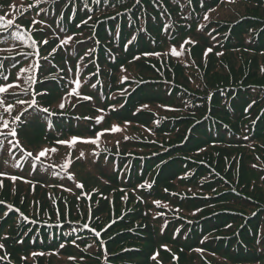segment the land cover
I'll return each instance as SVG.
<instances>
[{"label":"trees","instance_id":"obj_1","mask_svg":"<svg viewBox=\"0 0 264 264\" xmlns=\"http://www.w3.org/2000/svg\"><path fill=\"white\" fill-rule=\"evenodd\" d=\"M151 1L157 3V6ZM216 1L219 0H149L143 2L144 9L140 7L132 10L134 5L130 4L133 0H37L24 11L16 9L8 3L9 0H0V17H3L0 20V78L7 88L6 93H0V109H7L8 104L12 105L11 109L0 113V130L6 128L5 122L10 127L18 125L17 135L12 136L11 141L6 138L3 148L0 149V173H4L0 175V201L3 202L0 203V237L7 225L15 224L16 227L23 229L19 239L10 244L11 261L23 264L22 257L37 254L40 256L37 264H80L82 259L90 257L99 248L98 261L95 264H161V261L168 260L165 253L153 252L154 246L143 249L135 245L145 244L150 234L156 239L163 232L165 236L167 233L174 234L173 240L177 243L174 242V247L171 244L168 245L179 254L178 262L168 261L167 264H260L264 261V258L260 256L264 250V212L256 209L255 198L248 196L247 193L233 194L230 190H222L217 195L211 194L222 187L216 186L218 182L215 178L209 177L205 172V164L223 174L228 169L226 166L229 165L231 168H241L242 177H246L245 183L250 181L249 178L258 181L259 177L253 174L256 171L250 167L252 162L258 161L253 156L249 159V156L244 153H241L243 156L241 157L239 150L247 149L253 136L264 131V92L259 91L255 83L256 79H261L259 75L249 77L237 90L224 91L223 95L215 92L216 86L208 88L202 98H196L192 91V84L197 82V77L200 80H221V83L226 84L225 65L221 60L224 51L215 48L213 43L210 44L217 26L213 25V22H216L212 18L214 7L211 10L208 9L216 4ZM136 4L141 5L138 0ZM36 7H38L36 11H32ZM259 8L264 10V5ZM38 10H41L46 21L39 19ZM250 12L256 13L254 9ZM210 14V19L214 21H205V16L209 17ZM8 21L12 22L11 25ZM44 26L48 30L43 29ZM30 27H38L39 30L44 31L48 42L45 44L43 43L45 39L42 40L33 32L31 34ZM203 27H205L204 30H202ZM258 30H255L251 38L253 45L250 46L256 52L264 53V37L261 36L262 32L258 34ZM175 34L189 38L196 37L201 41L200 45L197 40L186 43L189 46L186 50L188 53L197 51L200 54L203 51L202 56H196L197 65L194 60L193 66L191 63H186L185 55L177 59L178 55L173 54V49L169 45H164L175 40ZM54 36L58 39H53ZM191 39L194 40V38ZM54 40L59 41L55 51H59V47L64 49L76 63L83 50H91L87 55L82 56L78 64L82 66L83 74L80 75L81 82L77 85L75 93L82 95L79 92L84 90V88L79 90L81 85L91 89L90 93L93 96L90 98L101 96L104 90L105 99L101 100L103 107L111 101L107 97L109 87L106 82L108 73L116 72L113 63L138 62L142 57L150 56L155 50L160 51L156 55L157 58L154 57L153 60L158 67L154 69L155 72H164L167 63L176 72L181 73L183 76L169 75V78L187 92L185 95L187 104L197 103L201 106L195 114L171 117L158 123L155 129L160 131L156 134L161 138L156 144L166 147V155L163 156L160 151H157L154 152L157 155L149 157L145 164L141 162L143 168L145 166L153 168L155 162H158V169L153 171L155 185L151 188L149 186L146 193L153 202L151 206L165 204L164 212H171L167 220L156 215L154 218L158 225L156 231L151 229L153 225L150 217L144 220L151 225L141 227L146 231L133 227L125 228L140 221L146 214L143 211L139 210L138 213H131L127 217V212L110 217L114 207H109L107 200L96 199L95 193L92 201L86 202L81 199L80 192L76 190L75 183L79 182L87 187L86 183L89 182V178L83 180L79 174L81 169L78 166L82 162L75 148L79 145L59 147L57 141L65 137L83 139L95 137L102 129L105 130L111 126L103 119H100L98 123L96 117L94 124L99 126H96L94 130L75 126V116L83 119L85 112L83 111L82 115V109H77L74 104L65 107L72 112L71 115L63 118L53 117L60 114L57 110L60 104L52 107L55 103L49 92L54 90L53 94H62V96L65 92V89H57L54 86L55 82L48 78L59 72L55 61L47 60L55 54L52 53ZM252 63H256V60L254 59ZM86 68L89 73H84ZM46 72L50 73L43 78ZM195 73L198 74L197 77ZM90 77L91 79H88ZM8 85L12 87H7ZM151 86L153 85L140 87L135 96L140 101L146 95L151 97L161 95L174 102L184 99L171 89ZM234 86L237 87V85ZM211 89L213 94H210ZM235 92L236 95L233 96ZM11 95L18 97L10 101L8 97ZM17 100L31 101L32 106L29 107L28 103L23 106L17 103ZM95 108L97 109L96 105ZM184 108L183 106L172 107V111L184 110ZM25 109L27 111H24ZM42 109H48V112ZM109 112L119 123L128 121L129 114L126 111H118L112 106ZM8 113H11L9 123L5 120ZM21 113L23 115L17 121L15 117ZM106 119L111 121L109 116H106ZM178 120H181L180 125H186L187 128L180 133L177 142L170 143V135L164 133L167 129L173 130L174 123ZM189 129L188 137L185 139ZM22 130L24 136L21 135ZM0 133L6 132L0 131ZM255 138L263 141L264 132ZM0 139L4 137L0 136ZM140 144L143 147L138 150L141 152L148 150V146H145L148 142H140ZM119 147V144L104 145L102 141H98L96 144H84L79 149L82 148L89 159L94 155H100L101 165L113 169L120 175L121 171L118 167L120 161L115 160L114 157L125 159L126 156L115 153ZM49 149H56V151H47ZM42 150L45 151V155L36 159ZM203 150H213L215 153L207 157H193L194 154ZM92 151H95L93 155ZM230 152H232L231 155H229ZM29 153H32V156H29ZM244 161H249L248 168L252 173L245 171ZM76 167L78 169L74 170ZM191 167L193 170H190V173H197L188 180V175L184 176V172L185 168ZM133 174L136 175L135 168ZM119 183L114 179L111 184L117 188ZM173 184L180 190L166 189V186ZM28 185H34L37 189L33 197L27 199L42 198L41 205L47 204V201L50 203L48 208H42L33 202L31 218L23 215L20 209L14 211L6 205L7 201L20 197L22 192L17 190L21 186ZM262 186L261 183L257 185L259 189ZM105 189L107 192L110 188ZM46 190L49 191L46 193ZM207 192L211 194L209 197H205L208 195L205 194ZM165 195L176 196V202L163 201ZM178 199H182V202ZM196 202H199L200 207ZM230 202H232L231 207L235 206L241 211L228 208ZM121 204L116 201L115 210L119 209ZM38 207H41L40 211ZM21 208L26 209V207ZM49 208L56 214H47ZM246 209L250 210V213L257 211L252 216L249 214L243 218ZM173 211H177L176 215H173ZM177 216L184 220L179 223ZM110 219L114 224L104 237V242L87 231L79 236L78 241L66 239L72 232L80 230L73 221L80 220L88 223L97 220L102 223ZM15 220L18 221L15 222ZM25 221L31 224H26ZM65 221L66 223L70 221L68 225L71 227ZM127 223L129 225H125ZM119 224L122 225L118 227ZM39 225L57 227L46 228V230ZM189 225L192 227L190 228ZM122 227L124 229H121ZM102 230H97L96 233ZM217 237L223 241L217 246L218 250L215 253L207 251L215 245L216 241H219ZM229 238L232 239L228 241ZM83 239L86 241L80 244ZM105 242H107V248L127 246L115 252L109 249V254L103 248ZM154 254L156 258L150 259V256ZM60 260H63V263H60ZM134 260L142 261L134 262Z\"/></svg>","mask_w":264,"mask_h":264},{"label":"rangeland","instance_id":"obj_2","mask_svg":"<svg viewBox=\"0 0 264 264\" xmlns=\"http://www.w3.org/2000/svg\"><path fill=\"white\" fill-rule=\"evenodd\" d=\"M36 1L37 0H9L8 3H11V5L16 7V9H21L26 11V9L31 7ZM138 1H140L141 3L140 6L136 4L137 0H133V2L130 4V5H134L132 7V10L135 8L138 9L140 7L144 9L145 4L143 2L149 0H138ZM255 1H260L259 3H255L253 1L254 4H259L258 6H255L252 2H249L248 0H219L218 2L216 1L217 2L216 4L210 6V8L208 9L211 10L214 7V15L212 16V18L216 20V22L213 19H210L211 14L209 15L208 19H205V21L209 22L210 20H213L214 21L213 25L217 26L216 30L213 33V38L212 40H210V44L213 43L215 48H219V50L222 52L224 51L221 60L225 65V74L227 78L225 84V83H221V80H217V81L200 80L197 77L198 74L195 73V77H197L196 78L197 82L193 83L191 88L196 98H202V95L206 94L205 93L206 90L214 86H216L215 92L220 93L221 95H223L224 91H229L232 89L237 90L238 87L242 85L244 82H246L249 77H255L257 75L261 77V79L258 78L255 81L256 85H258L257 89L259 91L264 92V71H262V69H264V53H262V51L256 52L250 46L253 45L252 42L253 40H251V38L253 37L255 30H258V28H259L258 34L262 32L261 36L264 37V10L259 8V6L264 5L263 4L264 0H255ZM151 2L152 4L157 6V3H155L154 1ZM37 8L38 7L34 8L32 11L35 12ZM251 9H254L256 13L250 12ZM38 17L40 20L46 21L44 16H42L41 10H38ZM234 27H237L239 29H235ZM43 29L48 30V28L45 26L43 27ZM204 29L205 27L202 28V30ZM29 31L31 34L32 32L37 34V36L40 37L42 40L46 39L47 37L46 33H44V31L42 30H39L38 27H33V28L30 27ZM55 38L58 39L57 36L53 37V39ZM191 38H194V40H192ZM191 38L187 36H181L179 34H175V40H173L172 42H167L164 45H169L174 50L175 54L178 55L177 59L179 58V56L185 55L186 63L189 64L191 63L193 66L192 61L194 60V62L196 63L198 59L196 56H202L203 51H201L200 54L197 51H190L189 53L186 51L187 48L189 47L188 45H186L188 41L195 42V40H197L198 44L199 45L201 44V41L198 40V38L197 39L196 37H191ZM70 39L73 40L75 38H70ZM58 42H59L58 40H54V45H53L54 49L52 50L54 52L52 53L55 54H53L51 59H47V60L50 62L55 61L54 63L59 69V72L56 75L50 76L48 78L51 81L55 82L54 86H56L57 89H65V92L63 93L64 94L63 96L62 94L60 95L53 94L54 90L49 92L50 95H52L53 102L55 103L52 105V107L54 106L56 107L57 104L64 105L63 108L59 107L60 105H58L57 110L58 112H60V114L53 117L63 118L68 115H71L72 112L68 111V109L65 107L66 105L74 104L77 109H82L81 114L83 115L84 114L83 111H84L85 115L83 116L85 118L86 117L88 118V119L85 118L82 119L80 116H75V122H76L75 126L86 128L89 130H94L96 126H99L98 124L95 125L94 121H96V118L97 119L102 118L103 121H107V124L110 125L111 128H107L105 130L102 129V131L100 132L102 133V135H100L98 141H102V144L104 145L113 144L114 146H117L119 144L120 147L115 153H120L121 156H126L125 159L114 157L115 160L120 161L118 167L121 173L119 175L118 173H115L113 169L111 170L110 168L101 165L100 155L97 156L94 155L89 159L88 155L84 154L83 149L82 148L79 149V147L87 143H84L81 140H78L74 145L59 143V147L70 146V145L74 147L76 145H79L78 147L75 148H77L80 157H81V153L84 154L83 157H81L82 163L78 166L81 169L79 174L83 177V180L89 178V182L86 183L88 185L87 187L82 183L79 182L75 183L76 190L80 192L81 199L85 200L86 202L92 201V198L95 197L94 196L95 193L97 195L96 199L107 200L109 203V207L110 206L114 207V210L111 211L110 217H115L116 215H120L123 212L128 213L126 215L127 217L131 213H138L139 210L143 211L146 214H144L143 218L140 221L132 224L133 226H125V228L130 229V227H133L137 230L146 231L145 229H141V227H147L151 225L144 220L147 217H150V219H152L151 221L153 225L151 229L156 231L158 227L157 222L154 220L156 215L162 216L163 219L167 220L170 217L169 215H171V212L169 213L164 212L163 205L165 204H162L160 206L159 205L151 206L153 202L149 198V195L146 193V191L149 190L148 189L149 186L151 188L155 185L153 183V181H155L154 180L155 176L153 175V171L155 172V170L158 169L157 166L158 162H155L153 168L152 166L150 167L145 166L143 168L141 167V162H144L145 164V161L149 159V157H151L152 155H157L154 153L157 151H160V153H162L163 156L166 155L165 153L166 147H164V145L162 144H156L158 143L159 138H161L159 135L156 134V132L157 133L160 132L155 129L158 123H161L163 120L169 119L171 117L186 116V115H190L189 113L195 114V112H198L200 110L201 106L198 105L197 103L187 104L186 102L187 100L185 98L187 92L182 88H180L175 83L174 80H171L169 78L170 77L169 75L183 76L181 75V73L176 72V70L170 67L167 63L165 64V66L166 65L167 66L165 67L164 72H159V73L155 72L154 69L158 67L155 65L153 60L157 58L156 55L160 53V51L156 52V50L153 51L150 54V56L142 57L141 61L138 62L131 61V62H122L119 64L113 63L114 67H116V72L108 73L107 82H106V84L109 87V93H108L109 95L107 97L111 101L107 103L104 107L102 105L103 103L101 102L102 99H105L104 90H102L101 96L97 98H90L85 100L84 97L86 96L91 97L93 95L90 93L91 89H87L85 85H81V87L79 88V90L84 88V90L79 91L82 95L75 93L77 85L81 82L80 75L83 74V72H81L83 68L78 64L80 63L82 56L85 54L87 55L91 50H83L81 52V55L78 57V62L76 63L75 59L72 58L68 54V52H66L64 49L59 47L58 48L59 51H55ZM61 51H65V52H61ZM203 58L201 60L202 62H203ZM224 59H226L227 62ZM254 59L256 60V63H252ZM61 60H64V62H60ZM180 68L184 70L182 66H180ZM84 70H85L84 73H89L88 68ZM48 73L50 72L44 73L43 78H45V75H47ZM52 77H56V78L53 79ZM88 79H91V77ZM71 83H73V85H71ZM66 85L67 87H65ZM145 85H153L151 87L156 86L157 88L161 87L162 89H171L172 91L179 93V95H181L182 98L184 99L174 102L172 99L162 97L161 95H154L152 97L146 95L142 98L143 100L140 101V99L135 95L138 93V89H140V87H143ZM234 85H237V87H235ZM0 86H4L2 83V78H0ZM210 91H211L210 94H213V90L211 89ZM235 95L236 92L233 94V96ZM17 97L18 96L16 95H11L10 97H8V100L10 101L16 100ZM116 98L122 100H117ZM95 105L97 106V109L95 108ZM23 106H25V104H23ZM112 106L114 109L118 111L121 112L126 111L129 114L128 121L126 123H119L118 121H115L116 119L114 120L113 116L109 114L110 113L109 109ZM179 106L185 107L184 110L177 111L175 109L176 111H172V107L177 108ZM3 110L4 112L7 111L6 108H2L0 109V113ZM106 110L109 113L106 112ZM10 116L11 113H8L7 118L5 119L8 123L10 121L9 120ZM106 116H109L111 121L107 120ZM252 122H255V120H252ZM180 123L181 120H178L176 123H174L173 130L167 129V132L164 133L170 135L171 137L170 143L177 142L180 133L185 131V129L187 128L186 125H180ZM113 126H116L118 128V131H112L111 129H113ZM10 130H15L17 132L18 125L11 127L7 125L6 128L1 129L0 131H4L8 133ZM189 131L190 129L188 130L185 139L188 137ZM243 132L245 133V129L243 130ZM263 132L264 131L259 132L258 134H263ZM258 134L253 136V138L251 139L252 141L250 142L249 147L247 149L239 150L240 154L244 153V155L249 156V159L251 158V156H253L258 161V162H252L250 164L251 169L256 171V173L253 174L259 177L258 181H254L251 178H249L250 181L245 183L246 177L244 176L242 177L241 168L240 169L231 168L229 165L226 166L228 169L226 170L225 174H223L218 172L215 168H211L210 166L205 164L206 166L205 172L208 173L207 175L209 177L215 178V180L218 182L216 186L222 187L219 189L217 188L211 194L217 195V193L222 190H230L232 191L233 194L247 193L248 196H252L253 198H255L256 209H258V211L260 212H264V140L263 141L256 140L255 137ZM21 135L24 136L23 130L21 131ZM71 138L72 137H65L61 141H70ZM95 138L96 136L87 137L84 139H95ZM7 139L11 141L12 136L11 135L7 136ZM140 142H144V143L148 142V144L145 145L148 146L147 151L141 152L140 150H138V148L143 147V145H141ZM35 147L37 146L35 145ZM93 152L95 151L91 152L92 155ZM214 153L215 151L213 150H206V151L203 150L197 154H194L193 157L195 158L207 157L208 155ZM231 154L232 152L229 153V155ZM241 157H243L242 154ZM159 159L163 160V158H159ZM245 161L243 165L245 171L247 173H252V171L248 168L249 161L248 162ZM78 167H76L74 170H77ZM133 167L136 170V175L133 174V169H134ZM185 170L186 171L184 172L185 174L184 176L188 175L187 178L188 180H190L193 176H195V173H197V172L192 174L190 173V170H193V167L185 168ZM114 179L120 182L117 188L113 187L111 184ZM74 181H78V180L74 179ZM258 183H261L263 185L261 189L257 187ZM105 188H110V189L107 192H105L106 191ZM159 188L161 187L159 186ZM174 188H176V185L174 184L166 186V189H174ZM36 189L37 188L34 185H28L24 187L21 186L18 190L16 189L17 192H22L20 193L21 194L20 197H16L15 200L13 201H7L6 205L10 208H13L14 211L16 210L18 211V209H20L23 215L31 218L30 212H32L33 210L31 208L33 202H35V204H39L42 208H48L50 204L47 201V204L44 203L41 205L42 198L27 199L28 197H33ZM179 190L180 188L177 187L176 191ZM48 191L49 190H46V193ZM205 194H208L205 197H209L211 195L209 192ZM175 199H177L176 196L171 197L170 195H165L163 201L173 203L176 202ZM37 200H40V202L37 203L36 202ZM178 200L179 202H182V199H178ZM116 201L122 203L119 209L117 210H115ZM196 204L198 207H200L199 202H196ZM148 205L150 206L147 207ZM185 205H187V203ZM231 205L232 202H230L228 208L233 209L235 211H241L239 208H236L235 206L231 207ZM21 207H26V209L24 210ZM41 207H38L39 211ZM256 211L250 213V210L246 209L244 216L242 217L243 218L247 217L249 214L250 216H252ZM51 213L56 214L54 211L51 210V208H49V210H47V214L51 215ZM172 213L173 215H176L175 213H177V211H173ZM4 214H6V212ZM11 214H13V212ZM73 218H75V216ZM182 220L184 219L178 217L179 223H181ZM17 221L18 220H15V222ZM66 222L67 221H65V223ZM73 222L75 226L80 227V230L76 232H72L70 237L66 238L67 241H74V240L78 241L80 240L79 236L85 234L87 231L93 233V235L96 238H98V240H102L104 242V237L106 236L107 233L110 232L114 224V222H111V219L107 221H103L102 223H99L97 220H92L88 223L82 222L80 220H76ZM25 223L31 224V222L29 221H25ZM68 223H70V221H68ZM68 223L66 224L68 225ZM85 225H87V227H85ZM121 225L122 224H119L118 227ZM125 225H129V224L127 223ZM68 226L71 227L70 225ZM189 226L190 228L192 227L191 225ZM39 227L42 229H46V228H56L57 226L50 227L45 225H39ZM12 229H14V231ZM101 229L103 230L99 232V236L95 235L96 231ZM121 229L124 228L122 227ZM22 232L23 229L16 227L15 224L7 225L6 229L3 230V233L0 237V245H2V247H0V264H18L16 262L11 261L12 257L9 254L10 253L9 247L11 243L19 239V237L22 235ZM165 235L166 234H164L163 232L162 234H160L158 238L155 239L152 237V234H150L149 239L145 244H139L135 246L141 247L143 249H148L149 247L154 246L155 250H153V252L165 253L166 256L168 257V260L161 261L160 262L161 264H167L168 261L178 262L179 254L176 252V250H173V248H171V246L168 245L171 244L174 247L173 244L174 242H176L175 240H173L174 234L167 233V236ZM219 238L220 237H217L219 241H216L215 245L212 246L211 249L207 251L211 253H215L216 250H218L217 246H219L223 242ZM232 238H229L228 241L231 240ZM82 241L83 242H80V244L84 243L86 239H83ZM159 241H163V242H159ZM106 243L107 242H105L103 248L105 251H107V253L110 252L109 249L115 252L121 249L122 247L127 246L126 245V246L107 248ZM157 243L159 244L157 245ZM97 249L98 250H95V252H93L90 257L82 259L80 261V264H95L98 261L99 248ZM260 256L264 258V250H262ZM39 259H40L39 255L32 254L26 257H22L21 261L23 262V264H37V260ZM150 259H153V256H150ZM140 261L142 260H134V262H140ZM60 263H63V260H60ZM260 264H264V261H261Z\"/></svg>","mask_w":264,"mask_h":264},{"label":"snow or ice","instance_id":"obj_3","mask_svg":"<svg viewBox=\"0 0 264 264\" xmlns=\"http://www.w3.org/2000/svg\"><path fill=\"white\" fill-rule=\"evenodd\" d=\"M3 19V17H0V20H2ZM205 19H208V17H207V15L205 16ZM8 23H9V25H11V21H8ZM16 38H18V37H16ZM48 41L45 39L44 41H43V43H47ZM173 54H175V52H174V50H173ZM45 59H47V57H45ZM262 71H264V69H262ZM53 79H54V77H52ZM5 79H7V77H5ZM7 87H12V85H8ZM17 87H18V85H17ZM6 91H7V88L5 87V86H0V93H6ZM84 99L85 100H87V99H90V97H84ZM17 103H19V104H25V103H28L29 104V107H31L32 106V102L31 101H25V100H17ZM59 107H61V108H63L64 107V105L63 104H61ZM146 107V106H145ZM12 108V105L11 104H8L7 105V109H11ZM6 109V110H7ZM24 111H27V109H25ZM42 111H44V112H48V109H42ZM246 111H247V109H246ZM23 115V113H21V115H17L16 117H15V119L17 120V121H19L20 119H21V116ZM85 119H88L87 117L85 118ZM100 119H102V118H100ZM100 119H98L97 120V122L99 123L100 122ZM26 122V121H25ZM4 126L5 127H7V123L5 122V124H4ZM112 131H118V128L116 127V126H113V129H111ZM8 135H11V136H16L17 135V132L15 131V130H10L8 133H0V136H3L4 137V139H0V149H2L3 148V145H4V142H5V139L7 138V136ZM100 135H102V133H98L97 134V136H96V138L95 139H83V138H80V137H72L71 138V140L70 141H57V143H61V144H75L78 140H81L82 142H84V143H92V144H96L97 142H98V140H99V137H100ZM47 151H56V149H49V150H47ZM29 156H32V153H29L28 154ZM45 155V151L44 150H42L39 154H38V156L36 157V159H39V157H42V156H44ZM83 153H81V157H83ZM79 158V157H78ZM0 175H4V173H0ZM14 179V178H13ZM0 203H3L2 201H0ZM85 227H87V225H85ZM96 235L97 236H99V233H96ZM0 247H2V245H0ZM197 251H200V250H197ZM35 255V254H34ZM156 258V255L154 254V256H153V259H155ZM71 259V258H70Z\"/></svg>","mask_w":264,"mask_h":264}]
</instances>
